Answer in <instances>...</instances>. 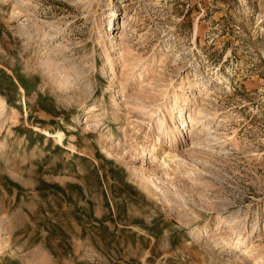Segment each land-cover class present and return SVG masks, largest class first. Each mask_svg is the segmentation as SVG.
Here are the masks:
<instances>
[{
	"label": "rangeland",
	"instance_id": "374dc122",
	"mask_svg": "<svg viewBox=\"0 0 264 264\" xmlns=\"http://www.w3.org/2000/svg\"><path fill=\"white\" fill-rule=\"evenodd\" d=\"M0 264H264V0H0Z\"/></svg>",
	"mask_w": 264,
	"mask_h": 264
},
{
	"label": "bare ground",
	"instance_id": "6f19581e",
	"mask_svg": "<svg viewBox=\"0 0 264 264\" xmlns=\"http://www.w3.org/2000/svg\"><path fill=\"white\" fill-rule=\"evenodd\" d=\"M15 168V167H14Z\"/></svg>",
	"mask_w": 264,
	"mask_h": 264
}]
</instances>
